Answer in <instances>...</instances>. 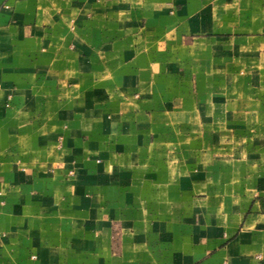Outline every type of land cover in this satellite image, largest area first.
Listing matches in <instances>:
<instances>
[{
    "label": "crops",
    "instance_id": "1",
    "mask_svg": "<svg viewBox=\"0 0 264 264\" xmlns=\"http://www.w3.org/2000/svg\"><path fill=\"white\" fill-rule=\"evenodd\" d=\"M0 264H264V0H0Z\"/></svg>",
    "mask_w": 264,
    "mask_h": 264
}]
</instances>
